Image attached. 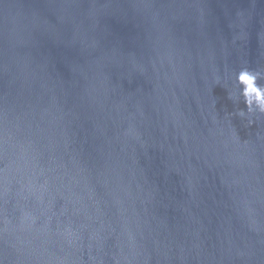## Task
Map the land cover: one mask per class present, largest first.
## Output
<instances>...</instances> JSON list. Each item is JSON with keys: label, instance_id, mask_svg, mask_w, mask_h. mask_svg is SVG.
<instances>
[{"label": "water", "instance_id": "95a60500", "mask_svg": "<svg viewBox=\"0 0 264 264\" xmlns=\"http://www.w3.org/2000/svg\"><path fill=\"white\" fill-rule=\"evenodd\" d=\"M244 67L264 0H0V264H264Z\"/></svg>", "mask_w": 264, "mask_h": 264}, {"label": "clouds", "instance_id": "9594fccd", "mask_svg": "<svg viewBox=\"0 0 264 264\" xmlns=\"http://www.w3.org/2000/svg\"><path fill=\"white\" fill-rule=\"evenodd\" d=\"M217 79L219 81V78ZM262 79H264V73L248 67L241 68L236 74L238 90L235 93L230 91L229 98L234 102H238L242 97L247 110L240 109L234 115H239L240 117H250L255 114L264 115V84L259 82ZM253 123L252 119H248L249 125ZM234 135H236L235 131Z\"/></svg>", "mask_w": 264, "mask_h": 264}]
</instances>
